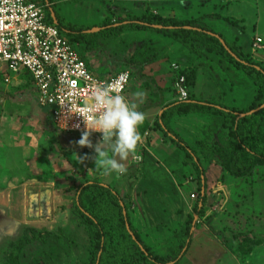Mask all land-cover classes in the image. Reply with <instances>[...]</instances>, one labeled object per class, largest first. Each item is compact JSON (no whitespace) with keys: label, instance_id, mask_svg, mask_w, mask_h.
<instances>
[{"label":"rangeland","instance_id":"1","mask_svg":"<svg viewBox=\"0 0 264 264\" xmlns=\"http://www.w3.org/2000/svg\"><path fill=\"white\" fill-rule=\"evenodd\" d=\"M187 2V0H168L165 4H161L162 7L158 5L157 10L169 13L168 8L171 6L176 17L180 20H188L194 16L202 18V23L222 35V31L229 29L233 36L239 38L245 52H249L248 55L244 54L248 61L256 60L254 63H258V66L264 71V54L255 55L249 47V42L255 36H260L264 40V0H192L191 2L189 0L190 8L186 7ZM153 3L155 2L147 0L146 2L143 0H90V3L86 2V6L83 7L74 1L66 4L62 10L65 13L63 17L71 23L101 25L105 19L102 17L103 13H107L110 23L115 24L131 20L132 17L146 11L149 5L153 6ZM185 8L187 10H184ZM150 10L153 12L154 8ZM183 12L185 16L181 15ZM188 12L192 15L190 16ZM206 13H213L220 18H213L216 20L210 22L208 18L200 17ZM220 19L224 20L220 22ZM227 21L235 22L239 27L229 25ZM228 25L229 27H227ZM234 28L236 29L231 30ZM101 32L87 33L83 41H85L84 45L89 48L86 50L95 58L92 61L93 70L91 71L99 77H107L112 73L110 67L113 70L119 69L118 66L114 67L110 64L114 61L113 59L115 57L123 58L124 55L128 59V53L135 52V42L139 40V37L132 35L131 38L130 34L126 32L113 37L110 33L102 34ZM230 32H228L229 36ZM144 36L154 39L155 34L148 33ZM162 41L163 46L171 45L170 39L164 38ZM227 42L233 41L228 40ZM236 45H239L238 42ZM160 54L159 51L158 58ZM217 57L220 56L217 55ZM200 61L204 64L200 68L202 71H210L208 67L211 66L214 69L213 72L220 76L218 92H221L222 88L227 91L233 89L237 107L245 108V104L252 101L254 84L244 73L239 75V72L236 77H232L233 74L231 76L218 70L216 60L212 62L201 57ZM2 67L3 65L0 64V96L5 97V101L10 98H15L17 101L13 103L12 100H9L0 110V121L4 122V125L6 123V128H9L14 120H22L18 113L23 112V109L18 106H26L28 114L25 116L27 118H31L35 113L30 112L33 104L30 106L27 101L20 102V96L23 95L22 89L15 90L17 81L23 79L20 77L26 76L23 74L15 76L8 73L10 83L6 85L3 83ZM222 77L225 79L224 81ZM132 83L133 80L130 79L128 85L131 90L124 93L126 98L129 95L130 98H127L129 103H133L134 91L132 88L136 86ZM206 87L210 89L209 82ZM141 97L144 98L146 95L142 93ZM28 100L33 101V98H28ZM233 106L234 104L230 105V107ZM40 111L46 113L48 109ZM205 123L202 121V125L206 128ZM179 130L185 133L183 128ZM262 130L264 132V126ZM5 131L9 134L8 130ZM186 132L190 134L188 138L192 142L204 137L201 130L190 128L186 129ZM38 133H42L41 130ZM72 136L69 141L76 144L82 135L72 134ZM74 136L78 140L74 139ZM4 137L6 138L5 133ZM64 137L66 136L60 135L59 139L58 136H55L53 143L46 142L44 140L46 137L44 138L43 134L36 136L34 146H28V143L25 142L28 147L24 149V153L21 155L17 149H13L11 158H7V155L4 154L6 149H10L11 146L4 141L0 142V264H35L34 261L38 259L39 264H90L94 255L92 233L83 219L75 213L74 200L77 189L81 184L97 180L107 183L108 187H111L117 194L124 196L126 193L122 187L124 188V185L127 186V183L136 178L134 175L136 172L131 175L132 177L127 173L119 177L100 175L94 165V150L80 145L71 150L65 160L69 162L68 168L71 164H79L89 168V171L82 173L79 169L72 167L71 172L62 174L60 171L62 168L58 162H55L54 167L52 166L49 170L50 162L47 157L42 160L35 155L38 153L42 156V151L55 153L57 145L60 142H66ZM30 139L32 137L28 136L26 141L29 142ZM89 139L92 144H95L94 137L90 136ZM16 153L18 155H15ZM137 154L141 157L139 161L130 155L128 160L121 163L126 168L131 163L133 168L138 169L143 154L142 151ZM209 155L210 153L208 156L204 154V156L198 157L206 178V200L201 216L196 215L192 209L194 203L199 202L200 194L197 188L190 194L186 192L185 197H181V204L176 192L171 194L169 190H166L164 194H171L169 196H164L163 193L153 194L157 203L161 200L169 202L176 200L177 202L173 201V208L170 209L151 210V215L154 213L151 218L145 216L146 209H138V206L145 205L147 201L151 200L149 193L159 190L152 187L153 191H151L146 188L144 192L146 195L141 194L140 196L135 184L134 186L130 185L131 196L129 195L128 200L133 226H139L140 236L146 238L145 242L149 243L159 254H165L174 247H168V240L171 237L168 232L170 231L172 234V230L177 224L184 226L186 218L192 216L198 224H195V227L191 229L193 239L190 251L189 253L187 251L188 254L186 253L183 259L181 258L184 252L182 253L178 258V264H264V165L257 164L246 175L238 176L226 168V163L229 161L228 156L217 159ZM205 156L207 157L205 158ZM181 157H184V153L179 152L178 160L181 161ZM172 162L176 165L174 161ZM190 184L188 181V186ZM186 189L190 190L192 186L190 185ZM191 194L196 197L189 202ZM145 220L150 222L143 225ZM160 220L166 224L168 232L160 230L164 226ZM154 229L160 230V234L154 233ZM136 230L139 232L138 229ZM126 244L128 242L121 239L116 246L120 249ZM108 247L110 248V243Z\"/></svg>","mask_w":264,"mask_h":264},{"label":"crops","instance_id":"2","mask_svg":"<svg viewBox=\"0 0 264 264\" xmlns=\"http://www.w3.org/2000/svg\"><path fill=\"white\" fill-rule=\"evenodd\" d=\"M74 1H76L78 4L82 5L83 7L86 6V2L90 3V0H40L39 1V4L44 8L45 22L48 25L57 28L59 33L68 41L74 39L73 35L77 33V31H73L72 28H77V29L84 28V30L79 31L82 35H87V33H100L102 31L101 32L102 34L110 33L111 36L116 37L110 32V27L117 28L118 26H126L128 23H130L129 21H121L119 23L110 25V17L107 15V13H103L102 16L103 18L105 17L103 22L107 20V23L109 24L105 27L99 25H79L68 22L65 19V17H63L65 16V13L63 12L62 8L69 2H74ZM143 1L146 2V0ZM147 1L155 2L153 3V6L149 5L151 8H154L152 13H154L155 15H159L162 18H173L175 20H180L179 18L176 17V13L173 12L174 9L171 6L168 8L170 10L169 13H162L157 10L158 5L162 7L161 4H165V2H168V0H147ZM187 1L189 2V0ZM191 1L192 0H190V2ZM188 2L186 3V7L188 6L187 8H190L189 6L190 2L189 3ZM172 6H174V4H172ZM184 10L187 9L185 8ZM184 12L181 14L182 16H185ZM189 15L191 16L192 14L189 13ZM202 15L200 17L208 18L210 22L216 20L213 18H218V19L220 18L218 15H215L213 13H206L205 15L203 16ZM212 15L213 17H210ZM193 19H199V17L194 16ZM222 20L224 19H220L219 21L222 22ZM232 23L236 25L235 22L227 21V24L229 25H232ZM202 24L205 27V29H209V32L207 31L204 32H207V34L219 39L220 43L226 49L227 47L225 46L224 40L225 41L232 40L235 45L238 42L239 45H237V47L240 48L243 54L248 55L249 52H245L244 48L241 45V42L239 41V38L237 36H233V34L229 31V29L227 31H222L223 33L222 35L221 33L219 34L215 32L213 29H211V27L207 26L205 23ZM229 25L227 27H229ZM73 26H77V27H73ZM153 28L162 29L163 27L153 26ZM165 29H172V27H166ZM184 29H192L196 31L200 30L198 28L194 29L190 27H184ZM235 29L236 28L231 30H235ZM124 32L130 34L131 38L132 35L133 36L136 35L135 37H139V40L135 42L136 50L134 53L133 52L128 53L129 54L128 59L126 58L127 56L125 55L123 57L124 59L115 57L113 59L114 61H112V63L110 64L113 65L114 67L118 66L119 69L113 70L110 67L112 73H110V75H108L107 77L115 75L118 72L126 69H129V71L131 70L130 79L133 80L132 84L136 85L135 87L132 88V91H134V94L132 95V97L134 98L132 100L133 103L137 105L136 110L144 113L145 121L143 125L139 128L141 141L138 143V152L142 151L143 154L142 161H140L141 163L139 164L138 169L133 168L132 167L133 165L130 163L129 166L127 167V169L130 170H127L126 172L127 174L130 175V177H132L131 175L136 172V174L134 175L136 176L137 179L136 178L132 179L131 182L127 183V186L124 185L125 187L124 188L122 187V190L126 193L124 194V196H126L127 199L129 200V197L131 196V194L129 193L131 192L130 185L134 186L136 184L137 192L139 193L140 196L141 194H143V196L146 195V193L144 194L146 188L151 189V191H153V188H157L159 191H153L152 193H149L150 194L149 197L151 200L147 201L145 205L138 206V209L145 208L146 209L145 216L147 215L148 217L151 218V216L154 214L153 213L151 215V210L156 211V208H158L163 211V209L166 210V209H170L171 207L173 208L172 206L173 201H176V200H172L171 202H169L168 200H161L160 202L157 203L156 200L154 199L155 197L153 194L163 193L164 196L165 195L169 196L174 192H176L178 193V197L180 198L179 202L181 204L182 203L181 197L182 196L185 197L186 192H188V194L192 193L193 191H195V188H197L199 185H201V190L199 194H203L205 192L206 178L204 177L202 171L203 168L200 163L201 181L200 184H198V182L193 181V178L197 175L196 170L193 166V162H199L200 160L199 158L201 156H204V153L202 152L203 151L205 152L206 147L207 149H210L214 144L219 143L218 136L220 133L224 135L227 133V131L223 129L221 125V121L225 116L221 117L216 114H208L202 111H194L190 113L179 112L180 111L179 107L183 101L178 100L177 95L174 93L172 89V85L175 81L176 73L173 72L171 66L173 64L174 65L176 64L179 66L181 70H185L186 72H190L193 69L196 70L194 86L186 89L189 95L188 97L189 99L188 101H186V103L208 104L211 105L212 107L216 106V109H223L224 112H226V109L229 110L235 109L234 111L237 112H234V116H236L238 112L241 111L242 107L239 108L236 106L237 101L234 99L233 89L227 91L226 89L222 88V91L218 92L217 87H218V82L220 81V76L213 72L214 69L211 66L208 67L210 71L207 72L202 71L200 68L204 66V64H202L200 59L201 57H203L204 59H208L213 62L214 60L212 57H215V60L218 63V70L225 74H229V75L233 74V76L231 75L232 77H236L239 72H240L239 75H241L242 73L245 74V72L243 71V69H238L237 66L231 63L222 61L223 59L221 57H217V54L212 53L207 57L205 56L198 57L195 54H191L186 48L181 46L179 43L174 42L167 36L154 31H139V30L137 31L131 28H127L122 30L120 34H123ZM228 32L231 33L230 36ZM148 33L149 34L154 33L155 34L154 39H152L150 36H147L145 38L144 35H148ZM220 36H222L224 40L220 38ZM164 38L170 39L171 45L168 44L163 46L162 39ZM94 39L96 40V38H93V40ZM82 41H80L81 43L75 42L73 44L71 43L70 44L75 48L81 59L85 61L86 65L91 71L93 70L91 67L92 61L95 60V58H93L92 57L93 55L89 53L88 50H86L89 48L86 47L84 45V42L82 43ZM159 51L161 52V54L160 57L158 58ZM201 55L203 54L201 53ZM231 56L236 58L235 55L232 53ZM236 60L238 59L236 58ZM255 61L251 60L250 63H254ZM2 65L3 67L1 69V72L3 73V83L8 85L10 83V77L7 74L8 73L10 74V72L7 70L4 64ZM256 69L259 70V67H257ZM21 74L25 75L26 77H20L21 79L22 78L23 79L21 81H17V83L15 84V90H17V88L18 90L22 89L23 95L20 96L21 98L20 102L27 101L30 103V106L33 104L31 106L30 112L32 111L35 114H33L31 118L28 117L29 118L28 119L25 116V114L26 115L28 114V109L26 108V106L24 107L18 106V108L23 109V112L18 113L19 115H21L20 116L22 118L21 121L14 120L9 128L8 127L6 128L5 126L6 123L4 125V122L0 121V134H1L0 142L3 143L4 141V143H8V145L13 147L11 148L9 146L10 149H6V152H4V154L7 155V158H11L13 149H17L22 155L24 153L25 148H27L28 146H34V143H36V139H37L36 136H40L42 134L44 135V138L46 137L44 139L46 142L51 141L53 143L55 141L54 140L55 136H58L59 138L60 135H64L66 136L64 137L66 142L64 143L60 142L57 145V148L55 149V153L52 154L49 153V151H42L44 155L42 154V156H40V154L37 153L35 156L42 160H44V158L47 157V159L50 162L49 170L52 168V166L54 167L55 162H58L60 164V167L62 168L60 170L62 174L71 172L70 169L72 167L79 169L82 173H84L85 171H89V168L83 167L79 164H71L68 168L69 162L65 160L66 155L69 152H71V150H74L76 149V147H79L78 146L79 144L78 142L76 144L75 143L73 144L72 142L69 141V139H72L73 137L72 134L60 133L55 129L52 122L51 114H48V112L43 113L40 111L47 108H40L37 105L36 92L32 86L29 75L25 71H22L17 76ZM6 79H8L7 83L5 82ZM222 80L224 81L225 79L222 77ZM250 80L253 82L255 88L253 95V99H254L256 90L258 88V83H255L252 79ZM208 82L210 83V89L206 87ZM130 90L131 88H129L128 85L125 91L130 92ZM145 91H147V93H145ZM137 93H143L146 95V97L143 98L141 97L142 95L137 96L136 95ZM28 98L29 99L33 98V101H29ZM127 98H130L129 95ZM5 100H6L5 97L1 95L0 110H2L5 103H8L9 100H12L13 103L17 102L15 98L7 99V101ZM251 102L245 104V107L250 105ZM232 104H234V106L230 107V105ZM15 106L17 108V105ZM262 107H264V105ZM8 109H6V111H8ZM48 111L50 112V110ZM242 116H243L242 114H239V117ZM202 121L206 122L205 123L206 128L202 125ZM189 127L194 130H201L204 133V137L195 139L193 142L190 141L188 138L190 134L186 132V129L188 130L190 129ZM4 128L5 130L9 131V134H7L5 130L3 131ZM181 128L185 130V133L179 130ZM39 130H41L42 133L37 134ZM4 133L6 138L4 137ZM28 136L32 137V139H30L29 142L26 141L28 139ZM94 138H95V144L93 145H98L100 141H98L96 137ZM74 139L78 140L76 136H74ZM21 142L23 145L21 144ZM25 142L26 144L28 143L27 147ZM202 145H206V147L205 146L202 147ZM182 146L186 147L187 151L181 148ZM84 148H88V147H84ZM90 149L94 150V148H90ZM75 151L79 152L80 150H75ZM179 152L184 153V157L183 158L181 157V161L178 160ZM186 152H188L191 155L192 157L191 159L186 157L185 155ZM15 155H18V153H16ZM207 156H205V158ZM172 161H174L176 165ZM189 161H191V163ZM188 181L189 183H191L190 185L192 186V189L190 190L186 189L187 187L190 186V185L188 186ZM100 183H102V185L105 184V186H108V184L105 182H100ZM166 190H169L171 194H164ZM206 193H208V191H206ZM188 201L190 202L191 198ZM175 205L177 206L176 203ZM196 205L204 209L203 206L204 204H201L200 202H195L192 207L193 211ZM149 222L150 221L147 222V220H145V222H143L142 224L144 225L145 223H149ZM161 223L164 224V222L162 221ZM192 223L193 225L198 224L195 222V218L193 219ZM135 227H134L135 229L139 230V234H141L139 226L135 225ZM160 230L162 231L166 230V232H168V227L166 229V224H164V226ZM160 230L154 229V233L160 234ZM142 239L144 240L146 238L143 237Z\"/></svg>","mask_w":264,"mask_h":264},{"label":"trees","instance_id":"3","mask_svg":"<svg viewBox=\"0 0 264 264\" xmlns=\"http://www.w3.org/2000/svg\"><path fill=\"white\" fill-rule=\"evenodd\" d=\"M150 9L148 6L146 11L132 17L131 20H127L130 23L126 26L110 27V32L113 35H120L121 31L127 28L137 31H154L179 43L191 54H195L198 57H207L214 53L219 55L223 59L222 61L231 63L237 66L238 69H243L249 79L258 83V88L250 105L242 108L236 116H234V112H237L234 111L235 109H226V112H224L223 109H216V106L212 107L208 104L186 103L189 95L180 105L179 112L202 111L221 117L225 116L221 121V125L227 133L225 135L220 133L218 136L219 143L214 144L210 149H207L206 145H202V147H206L205 152H207L203 151L202 153L205 155L210 153L212 158L215 157L217 159L228 156L229 161L226 163V168L233 174L243 176L249 173L257 164L264 165V132L262 130L264 126V107H262L264 105V71L258 66V63H250L240 48L233 42L228 43L220 36L225 42L226 49L219 39L207 34L209 29H205L203 26L202 18H191L182 21L173 18H162L152 13ZM107 25L109 24L105 20L99 26L105 27ZM110 25L112 24L110 23ZM232 25L237 27L235 24ZM153 26L163 28L158 29L153 28ZM166 27H172V29H165ZM184 27L198 28L200 30L184 29ZM72 30L77 31V33L73 35L74 39L69 42L71 44L75 42L81 43L80 41L85 38V35H82L79 31L84 30V28H72ZM231 53L238 60L231 56ZM212 58L215 60V57ZM257 67H259V70L256 69ZM173 72L176 73L175 80L183 76V85L186 89L194 86L195 69L186 72L179 68V71L173 70ZM47 109L50 110L49 108ZM48 114H50L49 111ZM239 114L243 116L239 117ZM181 148L187 151L186 147L182 146ZM185 155L190 159L192 158L188 152ZM189 162L191 163V161ZM193 166L197 173L193 181L200 184V160L199 162H193ZM197 189L200 192L201 185ZM75 197V213L83 219L92 233L94 255L90 264H178V258L182 253L184 252L181 259L186 255L187 251L188 253L190 251L193 236L191 229L195 227V224L193 225L192 223V216L186 218L184 226H178L177 224L172 230V234L169 231L171 237L168 240V247L174 246L171 250L172 252L159 254L158 251L141 238L139 232L134 228L126 196L117 194L111 187L105 186V184L102 185V183L95 180L91 183L81 184L76 191ZM205 200L206 194L204 192L199 195V202L204 204ZM202 211V207H198V205L194 207L196 215L201 216ZM121 239H124L128 244L119 249L116 245ZM109 243L110 248L108 247ZM38 260L34 261V263L39 264Z\"/></svg>","mask_w":264,"mask_h":264},{"label":"built area","instance_id":"4","mask_svg":"<svg viewBox=\"0 0 264 264\" xmlns=\"http://www.w3.org/2000/svg\"><path fill=\"white\" fill-rule=\"evenodd\" d=\"M39 1L0 0V63L13 75L22 71L29 75L37 105L50 109L58 132L82 135L84 121L90 119L86 105L94 88L111 85L115 94L124 95L131 73L126 69L110 77H99L90 71L70 42L45 22ZM250 48L255 55L264 54L263 38L255 36ZM172 69L177 72L179 66L173 64ZM183 83L181 76L172 85L179 101L188 96ZM91 136L101 139L100 133ZM195 197L190 195L191 199Z\"/></svg>","mask_w":264,"mask_h":264},{"label":"clouds","instance_id":"5","mask_svg":"<svg viewBox=\"0 0 264 264\" xmlns=\"http://www.w3.org/2000/svg\"><path fill=\"white\" fill-rule=\"evenodd\" d=\"M86 107L90 119L84 121L85 131L78 144L94 148V165L100 175H124L127 168L122 161L128 160L130 155L137 161L141 159L137 153L141 141L139 128L145 121L144 113L137 111V105L129 103L124 95L115 94L111 85H97ZM92 133L101 134L98 145L91 143L89 137Z\"/></svg>","mask_w":264,"mask_h":264},{"label":"water","instance_id":"6","mask_svg":"<svg viewBox=\"0 0 264 264\" xmlns=\"http://www.w3.org/2000/svg\"><path fill=\"white\" fill-rule=\"evenodd\" d=\"M126 227H127V225H126ZM127 229H128V227H127Z\"/></svg>","mask_w":264,"mask_h":264}]
</instances>
